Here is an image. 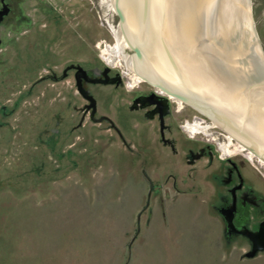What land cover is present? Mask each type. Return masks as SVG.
Here are the masks:
<instances>
[{
	"label": "rangeland",
	"instance_id": "rangeland-1",
	"mask_svg": "<svg viewBox=\"0 0 264 264\" xmlns=\"http://www.w3.org/2000/svg\"><path fill=\"white\" fill-rule=\"evenodd\" d=\"M51 2L60 9L62 31L55 35L47 23L45 45L50 57L43 59L46 63L39 71L19 77L0 74V108L53 64L108 62L121 73L119 55L110 60L103 53L116 45L119 22L109 2ZM249 3L264 52V0ZM59 84L63 93L71 91L67 81ZM147 84L124 81V87L116 90L96 86L100 106L127 103L135 90H146ZM43 86L42 103L33 105L38 101L35 91L3 118L9 129L0 126V264H264V220L249 210L238 214L233 205L228 207L227 188L235 180L224 181L226 164L220 160H234L245 184L262 198L264 163L259 157L178 101L183 108L170 121L185 126L199 118L206 125L204 131L183 136L213 145L212 155L198 161L187 153L174 155L156 141L157 135H132L143 134L142 126L117 117L129 149L110 131L87 122L57 148L72 151L59 160L48 148L36 145L41 135L36 133L43 124L50 129L53 123L46 121L54 110L55 90L51 81ZM129 113L123 112L135 116ZM77 120L78 114L71 123ZM144 126L155 130L152 123ZM42 159L47 161L46 169L32 171Z\"/></svg>",
	"mask_w": 264,
	"mask_h": 264
},
{
	"label": "water",
	"instance_id": "water-1",
	"mask_svg": "<svg viewBox=\"0 0 264 264\" xmlns=\"http://www.w3.org/2000/svg\"><path fill=\"white\" fill-rule=\"evenodd\" d=\"M249 1L112 0V6L125 83L147 80L264 160V52Z\"/></svg>",
	"mask_w": 264,
	"mask_h": 264
},
{
	"label": "flooded vegetation",
	"instance_id": "flooded-vegetation-1",
	"mask_svg": "<svg viewBox=\"0 0 264 264\" xmlns=\"http://www.w3.org/2000/svg\"><path fill=\"white\" fill-rule=\"evenodd\" d=\"M60 14V9L51 0H0L1 75L15 74L16 77H19V75L22 76L33 73L36 70L39 71V67H43V64L46 63L43 59L50 57V53L47 52L49 48L45 45V39L48 36L46 35L47 23L54 27V33L58 36L62 31L60 29L62 22ZM55 35L51 38L55 39L57 37ZM30 62L35 64V66L30 67ZM45 71L33 79L28 87L19 91L12 103L1 105L0 126L9 129V124L3 118L8 117L14 107H17L25 97L33 95L35 91H37L38 101L33 105L37 106L42 103V99H44L42 89L44 82L51 81L55 90L53 97L54 110L50 113V117L47 118L48 121L46 122L52 119L53 123L50 129H48L49 127L46 124H43L41 130L36 133H41V135H37L36 145L40 149L48 148L52 155L58 157L59 160L61 159L60 156H69L72 151L70 147L63 152H59L57 148L66 140L65 138L68 135H73L74 131L83 127L87 122L91 125L101 126L97 129L110 131L109 134L117 136L122 145L129 149V144L117 122V117H120L121 120L124 119L130 125L133 122L137 126H142L143 134L141 132H133L131 133L132 135H145V132L157 135L156 141L174 155L187 153L191 155L192 160L197 159L196 161H198L205 155L210 156L213 154V145L209 143L202 144L195 137L183 136L192 135V133L187 131L184 128L185 126H180L177 122L170 121L174 112H179L183 105H179L177 99L149 82H147L149 86L146 90H135L127 103L117 104L112 107L106 106L102 109L96 86H111L113 90L124 87L122 73L113 69L110 64L89 60L83 62L68 61L61 67H56L53 64L52 67L46 68ZM64 81H67L71 87V93L69 91L62 92L59 83ZM76 97L82 102L77 103ZM136 98L139 99L134 101ZM6 102H9V100L7 99ZM126 110L130 112L129 114H134L135 116H124L123 112ZM76 114L79 115V120L71 123ZM147 123H152L155 130H147V127L144 126ZM179 128L186 132L181 133L178 131ZM90 135L92 134L90 133ZM73 145L74 142L69 144V146ZM220 160L226 164V178L224 181L229 183L235 180L227 188L230 197L228 207L233 205L235 211L238 210V214L249 210L251 213L259 214L261 220H264V196L262 198L254 196L256 192L253 191V187L245 184L239 167L234 160L229 157ZM35 167L36 165L31 167V170L35 172H39L41 169L45 170L47 167L46 159H42L41 164L37 168ZM228 210L227 208L226 211ZM230 212L229 210L228 213ZM250 218L252 219V216Z\"/></svg>",
	"mask_w": 264,
	"mask_h": 264
},
{
	"label": "bare ground",
	"instance_id": "bare-ground-1",
	"mask_svg": "<svg viewBox=\"0 0 264 264\" xmlns=\"http://www.w3.org/2000/svg\"><path fill=\"white\" fill-rule=\"evenodd\" d=\"M103 1H106V2H109V6L111 7V8H113V6H112V0H103ZM114 10V9H113ZM115 31H116V29H115ZM115 31H114V33H115ZM103 53L104 54H107L108 53V56L106 57V59H108V58H110V60H111V58H114V57H111L112 55L113 56H115V55H117L118 54V49H117V44L114 46V47H112V48H109V47H107L106 49H104V51H103ZM109 60V61H110ZM114 60V59H113ZM118 60V59H117ZM108 61V60H107ZM111 62V61H110ZM108 63V62H107ZM145 81H147V80H145ZM148 82V81H147ZM178 101V100H177ZM202 121L200 120V119H198V118H195L194 120H193V122H191V123H186L185 124V129H187L189 132H198V131H201V130H203V129H205L206 128V125H202V123H201ZM211 122H213V121H211ZM213 125H217L215 122H213L212 123ZM218 126V125H217ZM223 130V129H222ZM204 131V130H203ZM226 132V131H225ZM227 133V132H226ZM227 135H228V140L229 139H234L231 135H229L228 133H227ZM236 140V139H235ZM237 141V140H236ZM238 142V141H237ZM242 147H244V145L243 144H241L240 142H238ZM228 144H229V142H228ZM228 147V146H227ZM243 149V148H242ZM222 150L225 152V151H227L228 149H226V147L223 145L222 146ZM249 151V150H248ZM250 152V154H252V156L253 155H255L253 152H251V151H249ZM251 156V155H250ZM257 157H259L258 155H256ZM260 158V157H259ZM260 160L264 163V160L262 159V158H260Z\"/></svg>",
	"mask_w": 264,
	"mask_h": 264
}]
</instances>
